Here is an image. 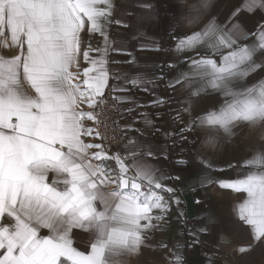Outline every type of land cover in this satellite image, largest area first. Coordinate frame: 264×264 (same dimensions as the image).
<instances>
[{
  "label": "snow or ice",
  "instance_id": "1",
  "mask_svg": "<svg viewBox=\"0 0 264 264\" xmlns=\"http://www.w3.org/2000/svg\"><path fill=\"white\" fill-rule=\"evenodd\" d=\"M208 6L209 0L193 6L189 23L197 22ZM143 7L148 11L139 19L154 18L152 6ZM258 8L264 10V0H244L232 16ZM112 14L111 0H0V37L9 34L11 45L20 49L11 57L0 56V264H117V258L137 251L153 220L162 219L151 215L153 210H167L156 190H173L163 189L162 177L152 165L134 158L137 151L126 164L127 157L110 155L102 144L82 139L93 132L84 120L95 117L80 106L91 109L103 103L97 98L104 96L109 82L106 26ZM82 30L103 37L105 47L96 49L98 59L90 57V47L82 49ZM248 36L239 23L225 29L213 18L200 31L177 40V53L204 47L210 55L192 60L190 72L178 74L168 86L195 84L192 97L211 91L225 98L218 110L187 122L181 134L197 128L214 146L221 132L231 137L241 123L264 127V80L251 87L236 86L264 67V26L254 43L239 44ZM81 53L91 65L83 70L82 83ZM129 82L138 87L152 81L135 75ZM188 103L184 111L190 113ZM135 148L144 150L139 144ZM110 160L118 172L105 163ZM244 163L254 170L243 178L221 180L219 187L246 194L236 214L259 241L264 238V154ZM130 170L133 175H128ZM41 229L48 235L42 236ZM74 229L88 233L87 254L73 247Z\"/></svg>",
  "mask_w": 264,
  "mask_h": 264
},
{
  "label": "crops",
  "instance_id": "2",
  "mask_svg": "<svg viewBox=\"0 0 264 264\" xmlns=\"http://www.w3.org/2000/svg\"><path fill=\"white\" fill-rule=\"evenodd\" d=\"M111 2L113 14L111 23L106 26L109 45L105 67L120 106V132L124 145L128 146L120 156L127 157L124 162L130 164L131 153L137 151L134 158L152 165L157 176L162 177L163 189L173 190H156L164 197L167 210H153L151 215L162 216V219L153 220L152 226L143 231L137 251L117 258V264H264V238L254 240L251 227L236 214V206L243 202L246 194L219 187L221 180L243 178L254 170L244 162L257 153L264 154V139H261L264 127L253 128L241 123L233 129L231 137L221 132L214 146L205 142V134L197 128L181 134L180 129L187 122L208 111L218 110L225 98L219 92L211 91L192 97L195 84L192 87L168 86L169 80L178 74L190 72L192 60L210 55L204 47L177 53L175 48L179 38L200 31L214 18L216 24L225 29L239 23L249 34L248 39L240 40L239 44L250 45L257 39L259 21L264 22V10L242 11L233 17L243 0H209L207 10L197 22L190 24L188 17L200 0ZM144 5L152 6L154 18L139 19L148 11ZM117 20L122 23L117 24ZM81 35L84 36L82 49L90 47V57L98 59L100 53L96 49L105 47L103 37L83 30ZM19 51L11 45L9 34L0 37V56L11 57ZM213 58L219 61L220 56ZM78 63L81 73L78 82L82 83L83 70L91 65L84 61L82 53ZM135 75L152 82L133 87L129 80ZM261 80H264V67L250 73L236 86L251 87ZM119 97L130 100L121 102ZM157 100L161 103L156 104ZM189 101L190 113L184 111L189 107ZM87 108V104L80 106L82 111ZM129 108L134 110L129 112ZM146 119L151 123H145ZM129 140L133 141L131 145ZM137 144L144 150L138 151ZM149 151L151 155L147 154ZM108 165L118 172L115 163ZM133 174L131 170L128 173ZM206 178L212 182L202 184ZM201 228L206 231L201 232ZM40 234L48 235V232L41 229ZM72 238L73 247L78 251L85 254L90 251L88 233L74 229Z\"/></svg>",
  "mask_w": 264,
  "mask_h": 264
},
{
  "label": "built area",
  "instance_id": "3",
  "mask_svg": "<svg viewBox=\"0 0 264 264\" xmlns=\"http://www.w3.org/2000/svg\"><path fill=\"white\" fill-rule=\"evenodd\" d=\"M100 99L103 100V103H99L95 108L85 109V112H92L95 119L84 120L85 127L93 129V132L91 135L82 137V139L87 143L99 141L108 154L121 155L125 145L119 127L121 118L120 106L110 82H108L104 90V96L98 98V100ZM97 132L100 134L99 138L96 136Z\"/></svg>",
  "mask_w": 264,
  "mask_h": 264
},
{
  "label": "rangeland",
  "instance_id": "4",
  "mask_svg": "<svg viewBox=\"0 0 264 264\" xmlns=\"http://www.w3.org/2000/svg\"><path fill=\"white\" fill-rule=\"evenodd\" d=\"M244 1V0H243ZM258 10L259 11H261V9H259L258 8ZM262 26H264V22L263 21H259V23H258V30L262 27ZM94 143H100L101 144V142H99V141H96V142H94ZM92 151V150H91ZM95 151H98L97 149H94V151H92L93 153L95 152ZM96 163H100V161H95ZM107 165H108V163L109 164H113V163H115L113 160H110V161H106L105 162ZM109 166V165H108ZM109 168L110 169H113V168H111L110 166H109Z\"/></svg>",
  "mask_w": 264,
  "mask_h": 264
}]
</instances>
